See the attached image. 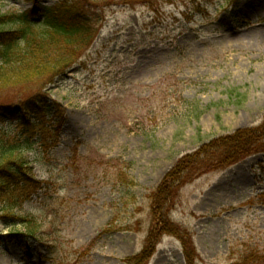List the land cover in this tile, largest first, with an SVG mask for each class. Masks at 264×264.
Wrapping results in <instances>:
<instances>
[{
  "label": "rangeland",
  "instance_id": "374dc122",
  "mask_svg": "<svg viewBox=\"0 0 264 264\" xmlns=\"http://www.w3.org/2000/svg\"><path fill=\"white\" fill-rule=\"evenodd\" d=\"M3 1L0 14L34 5ZM101 3L91 46L42 91L63 112L59 144L32 165L41 189L14 216L0 209V264H125L169 168L264 123V0ZM169 216L184 239L162 235L147 264H264V153L187 183ZM20 217L35 218L36 237Z\"/></svg>",
  "mask_w": 264,
  "mask_h": 264
},
{
  "label": "trees",
  "instance_id": "16d2710c",
  "mask_svg": "<svg viewBox=\"0 0 264 264\" xmlns=\"http://www.w3.org/2000/svg\"><path fill=\"white\" fill-rule=\"evenodd\" d=\"M33 1L29 9L0 14V209L11 216L42 187V181L29 175L32 165H44L42 154L59 144L63 112L57 103L51 107L42 91L91 46L99 21L91 10L102 5V0H83L82 5L55 0L48 7ZM259 153H264V123L216 136L181 156L149 193L150 229L141 250L126 257L125 264H147L164 234L184 239L169 216L181 187ZM118 179L138 186L123 171ZM20 219L29 236L25 240L36 237L35 218ZM187 264H192L191 259Z\"/></svg>",
  "mask_w": 264,
  "mask_h": 264
}]
</instances>
